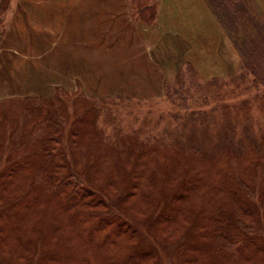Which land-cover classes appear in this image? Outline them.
<instances>
[{
	"label": "rangeland",
	"instance_id": "374dc122",
	"mask_svg": "<svg viewBox=\"0 0 264 264\" xmlns=\"http://www.w3.org/2000/svg\"><path fill=\"white\" fill-rule=\"evenodd\" d=\"M163 1H167V3L158 23ZM204 1L205 4L203 0L202 3L206 6L203 10L195 6L196 0H9L6 3L4 14H0L2 24L0 26V41L6 34L8 25L14 23L16 16H21L26 18L28 23L26 27H22L21 31H16V33L22 43L21 48L25 49L23 39L30 40L32 51L31 53L24 51L23 54L14 56L13 63H5L0 54V63L4 67L12 64L14 70L19 69L17 75L19 74L23 79L22 85L26 88V91L20 89V92L14 97L0 94L1 200H5L9 204L19 203L22 208L26 207L28 211L35 205H39L40 202H45V215L49 212L47 206L49 208L52 206V210L58 213L65 207L62 195L57 196L51 191V188L54 187L50 184L46 169L44 174L36 180L35 176H32L36 171H39V167L33 163V160L40 152L34 145L38 141V134L35 135L32 130L35 124L34 120L46 128L47 124L44 121L47 114L53 109L56 111V121L59 123L57 125L59 131L54 132L58 133L60 142H57L56 145L61 148L63 138V146H66L67 138L63 135V131L68 137H72L75 132L72 128L74 126L72 113L67 111L72 119V122H69L58 111V104L55 107L50 104L45 105L38 100H25L27 96L25 92L51 91L53 87L47 85L53 83H60L69 89H75L76 85H81L83 88L86 82L89 86V89L83 88L86 93H91L92 90H94L92 94L100 93L102 90H105L104 93H108L122 89L155 96L158 91L163 92L165 79V82H170V78L173 79L180 75L184 77V82L189 81L187 76L191 74L185 69L186 66L194 74L192 80L198 78L197 74L204 78L198 68L194 66V60L186 54L195 58L197 64H203V75L210 72L223 76L227 67L229 70L232 68L231 73L236 77L245 74L239 71L240 54L244 56L243 53L250 52L255 49L254 45L263 41L261 39L263 38L262 34L264 35L262 0H242L241 5L248 9L251 17H247L241 22L237 18L235 20L227 8L226 10L223 8V13H229L232 19V21L228 20L223 33L218 21L216 22L219 29L210 23V13L213 15L214 13L208 0ZM209 2L215 3L212 0ZM140 5H152V10L156 13L153 25H149L143 20L139 10ZM117 12L118 16L115 17L114 14ZM223 18L225 17L223 16ZM225 20L227 19L225 18ZM152 57L157 60V63L151 64ZM183 62L188 63L184 65ZM105 67L111 68L113 71L109 78H105L103 72ZM159 69L164 76L162 83ZM14 74L13 71L12 75ZM219 78L221 77L219 76ZM225 88L220 92L214 87L207 88V84L204 85V91H211L210 95H219V98L221 93L223 98L237 94L248 96L255 93L248 91L246 82H241V80L233 83L231 87ZM61 95L64 98L63 93ZM67 97L75 99L76 95ZM252 100L254 103L250 105L249 123L253 126L256 137H261L264 141V89L260 90L257 95H252ZM171 103H173L172 100L165 101V103L162 101L143 103L134 101L120 102L110 108L102 106L104 110L98 111L100 117L95 116L91 120L95 125L94 131L103 142L110 144L103 143L102 150L100 149L99 152L105 151L108 147L111 148L113 144L122 146L126 139L133 138L134 129L143 121L145 124L149 121L152 124L149 126L150 133L147 129L141 131L140 140H143L144 137L147 138L149 134L153 137L152 131L158 136L162 135L163 130L165 133H171L172 126L178 127L180 122V119H175L172 117L173 115H170L168 108ZM112 114L116 117L115 121L109 120V116ZM243 118L244 115H242ZM216 128L211 127L207 134L198 130H193V132L178 130V137L172 138L182 147H190L202 152L206 150L210 155L217 156L220 150L217 141L219 131ZM73 138L66 146V152H62L59 165H51L53 168L51 171L65 173L68 168L70 172L75 170L76 173H73L80 177L82 186L87 188L86 181L83 182L87 170L80 152L74 151L76 145L73 144L75 140ZM138 142L140 141L138 140ZM93 151L95 150L93 149ZM99 152L91 153L93 171L100 166L106 168L104 156L103 158L99 157L101 165H98L96 161V155ZM160 154L159 150L153 151L151 159L156 160ZM216 158L219 160L220 156ZM107 160L106 158L105 163L109 167V164H114L112 160ZM260 160L262 164L264 150L260 153ZM18 166H22V168L17 169ZM114 166L116 167V164ZM157 167L158 164L152 163L147 166L148 169L150 168L149 170ZM12 169L13 173L10 171ZM131 170L130 163L126 173L133 177L136 172L133 173ZM235 170H237L236 167ZM242 174L244 181L246 179V182L250 183L252 187L256 186V193L252 194L250 201L258 211L260 210L258 213H262V234L257 237L264 244V201H262L264 199V189H262L264 173L261 170L259 173L261 176H258L257 173L253 178L250 177V173ZM107 178L96 177L94 181L102 186ZM112 179L115 180V177L112 176ZM127 181L130 179L128 178ZM138 181L139 186L146 187L144 179L139 178ZM116 183L120 184L119 181ZM91 185L98 189L97 185ZM109 187L116 188L114 184ZM68 190L71 191V189H65L66 192ZM260 194L261 198H259ZM54 199L57 202L60 201L61 204L55 205ZM109 210L100 212L98 209H94L92 212L96 211V214L92 213V217L83 219L74 217L72 210L65 213L67 217H70L69 233L72 240L69 241L70 243L67 242L69 244H64V241L69 238L68 233L65 234L62 231L64 227L57 228L60 230L56 231L52 226H48L44 218L40 220L36 218L39 217L36 214L28 221L27 219L31 216L24 210L27 217L25 222H29L28 226L33 227L36 223L40 229L38 232L33 230L32 233L29 229L22 231V227L20 228L19 225L14 226V229L20 228V230L16 231L9 240L5 237L4 240L0 239V262L3 264H131L130 250L136 252L139 250L136 245H141L143 246L142 250L147 247L150 252L158 255V259L165 258L166 264H170L166 254H170L172 250L168 248L169 246H163L151 236L146 235V226L142 230L145 241H138L137 238L130 240L120 233L118 235L115 227L118 224L117 222L114 224L113 220H111V224H108V228L102 231L98 224L109 218L111 216L109 214H114L113 209L109 208ZM81 211L82 208L74 210L78 214ZM259 219L260 217L255 219V222ZM60 224L64 225L65 223L61 221ZM184 224L192 227V224L186 221ZM24 237L30 240V243L26 239L22 240ZM183 237H180L178 241L183 239L182 244H185ZM148 241H154L153 244L158 249L147 245ZM240 257L236 259L240 260ZM258 257L259 263L264 262V253L261 252ZM184 261L189 264L194 260L186 258ZM239 262L234 263L233 261L232 264ZM159 264L165 263L162 261ZM195 264H200L199 259Z\"/></svg>",
	"mask_w": 264,
	"mask_h": 264
},
{
	"label": "trees",
	"instance_id": "16d2710c",
	"mask_svg": "<svg viewBox=\"0 0 264 264\" xmlns=\"http://www.w3.org/2000/svg\"><path fill=\"white\" fill-rule=\"evenodd\" d=\"M212 1L216 4L209 0L208 3L212 7L211 10L222 33L226 30L228 20L232 21L229 13L240 22L251 17L248 9L241 5L242 0ZM8 2L9 0H0V14L4 12ZM223 8L225 10L227 8L230 12L224 14ZM139 10L143 20L153 25L156 13L152 10V5H140ZM24 19L26 27L28 20ZM262 36L263 41L254 45L255 49L243 53L244 56H241L238 51L240 54L239 71L245 73L238 77L231 73L232 68L229 70L227 67L228 73L224 77L202 78L197 74L198 78L192 80L194 74L186 66L185 69L191 74L187 76L189 81L184 82V77L180 75L173 79L170 78V82H165V79L163 92L158 91L155 96L122 89L115 90L117 92L104 93L105 90H102L100 93L92 94L94 92L92 90L91 93H86L83 90V88L89 89L86 82L83 88L81 85H76L75 89H69L60 83H53L47 85L53 87L51 91H33L32 94H27L25 100H38L45 105L50 104L55 107L58 104V111L69 122H72V119L67 111L72 113V124L74 125L72 128L75 131L72 137L75 139L73 144L76 145V150H73L80 152L83 159L87 170L83 182L86 181L88 189L82 186V181L75 174V170H73L75 173L70 172L69 168L65 173L51 171L53 170L51 165H59L61 154L66 152V146L72 139L63 131V135L67 138L66 146H63V138L62 147L56 145L59 137L58 133L54 132L59 131L57 126L59 123L56 121V111L51 109L44 121L47 124L46 128L34 120L32 131L35 135L38 134V141L34 145L40 152L35 159L33 158V163L39 167V171L32 176H35L36 180L44 174L46 169L50 184L54 187L51 191L57 196L62 195L65 207L61 209L63 212L58 213L52 210V206L50 208L47 206L49 212L45 215V202H40L28 211L19 203L9 204L0 198V239L4 240L5 237L9 240L21 227L22 231L23 229H29L32 233L33 230L39 231L40 228L36 223L31 227L28 226L29 222H25L27 217L24 210H26L31 216L27 219L28 221L36 214L39 216L36 218L39 220L44 218L48 226H52L56 231L60 230L57 228L64 227L63 233L67 232L69 235L64 244H69L72 240L69 233L70 217H67L65 213L72 210L74 217L83 219L92 217L94 209L107 212L111 208L116 215L109 214L111 215L109 218L98 224L102 231L108 228V224H111L113 220L114 224L116 222L118 224L115 225L118 235L120 233L130 240L137 238L138 241H145L142 230L146 226V235L151 236L163 246H169L168 248L172 250L170 254H166L170 264H188L184 261L186 258L194 260L189 264H195L198 259L200 264H232L233 261L234 263L240 261L238 264H264V262L259 263L258 257L261 252L264 253V244L257 237L262 234V213H258L260 210L258 211L250 201L252 194L256 193V186L252 187L246 179L244 181L242 174L250 173V177L253 178L257 173L261 176L259 174L261 170L264 173V161L260 163L264 141L261 137H256L253 126L249 123L250 105L254 103L252 95H257L260 90L264 89V35ZM152 58L151 64L157 63V60ZM183 63L186 65L188 62ZM3 72L6 71L0 69V86L12 88L14 82L11 76L7 75L4 78L3 75L1 76ZM103 72L105 78L113 74L111 68L105 67ZM5 79L9 81L3 82ZM238 80L246 82L248 91L255 93L248 96L237 94L228 98H223L221 93L219 98V95H210L211 91H204L205 84L207 88L214 87L215 90L221 92ZM66 95L70 97L76 95V98L70 99ZM170 100L173 102L168 108L170 115H173L175 119H180L179 126H172L171 133H165L163 130L162 135L158 136L152 131L153 137L149 134L147 138L140 140L141 131L147 129L150 133L149 126L152 124L150 121L146 124L143 121L134 129L133 138L126 139L124 144L121 143L122 146L111 144V148L108 147L105 151L99 152L103 143L110 144L103 142L94 131L95 125L91 120L95 116L100 117L98 111L104 110L102 106L110 108L120 102L162 101L165 103ZM242 115H244L243 119ZM109 120L115 121L116 117L112 114ZM211 127L219 131H217V141L220 153L217 156L210 155L206 150L202 152L198 149L182 147L172 138L178 137V130L191 132L198 130L207 134ZM155 150H159L161 154L153 161L151 153ZM94 152H99L96 155L98 165H101L99 157L104 156L105 162L106 158L107 161L112 160L116 167L114 164H109L110 168L104 162L106 168L100 166L93 171V160L90 157ZM218 156H220L219 160L216 158ZM129 162L132 166L131 171L136 172L133 177L126 173ZM26 163L29 164V162ZM151 163L158 164V167L149 170L147 166ZM19 168L22 166H18L17 169ZM10 171L14 172L13 169ZM235 173L237 174L234 175ZM96 177L108 178L104 185L99 186L94 181ZM128 178L130 181H127ZM139 178L145 180L146 187L139 186ZM117 181L120 182L119 185ZM91 184L97 185L98 189ZM112 184L116 188L109 187ZM65 189H71V191L66 192ZM53 202L58 206L61 204L55 199ZM81 208V213L74 212ZM96 213L95 211L94 214ZM258 217H260L259 221L255 222ZM61 221L65 224H60ZM184 221L192 224V227L185 225ZM40 224L42 225V221ZM17 225L20 228L14 229ZM97 229L95 227V230ZM191 232L195 235L189 234ZM182 236H184L185 244H182L183 239L178 241ZM24 239L26 238L22 240ZM26 240L30 243V240ZM153 242L148 241L147 245L157 248ZM136 247L139 248L138 251L130 250L131 264H159L162 261L166 264L165 258L158 259V255L150 252L147 247L143 250L141 245H136ZM239 256L241 259L237 260ZM0 264L3 263L0 262Z\"/></svg>",
	"mask_w": 264,
	"mask_h": 264
},
{
	"label": "crops",
	"instance_id": "0c3cea01",
	"mask_svg": "<svg viewBox=\"0 0 264 264\" xmlns=\"http://www.w3.org/2000/svg\"><path fill=\"white\" fill-rule=\"evenodd\" d=\"M204 4H205V1L203 0ZM166 3L167 1H163L162 3V8H161V13H160V16H159V19H158V23L160 22V18H161V15H162V12L166 6ZM202 3V0H196V7L197 8H202L203 10L205 9V6ZM261 6L264 10V0L261 1ZM207 8V7H206ZM210 13V12H209ZM213 14L210 13V16H209V21L210 23L213 25V26H216L217 29H219V26L217 25V20H215L216 18L214 17V15L212 16ZM115 17L118 16V12L114 14ZM215 18V19H214ZM1 22V21H0ZM206 22L208 23L207 21V18H206ZM166 23V22H165ZM2 24H0L1 26ZM159 25V24H158ZM25 26V19L22 18L21 16H16L15 17V20H14V23L11 24V25H8V28H7V31H6V34L2 37L1 41H0V54L3 56V61L5 63H13L14 62V56H19L21 54L24 53V51L28 52V53H31L32 51V42L30 40L26 41V39H23L24 41V46H25V49L23 50L21 48V44L20 43V39L18 37V33H16V31H21V28ZM218 36V34H217ZM186 56H188L189 58H192V60H194L195 62V65L196 68H198L200 74L204 77V78H210V77H224L227 75L228 73V68L226 69V72L224 73V75H218V74H214V73H210V72H207L206 74L203 75L202 71L204 70V66L203 64H197L196 61H195V58H193L192 56H190V54H186ZM0 69L6 71L4 73L1 74V76L3 75L4 78L7 77V75H10L11 76V79L13 80V87L12 88H9L8 86H1L0 88V94L3 95H9V96H6V97H14L16 96V94L18 92H20V89L22 90H25V86H23L21 83H23V80H18L20 79V75L17 73L19 72V69H15L13 68L12 64H8L6 67H4V65L2 63H0ZM14 71V75H12ZM159 73H160V81L162 83L163 81V73L160 72V69H159ZM5 74V75H4ZM9 81L8 80H4L3 82H7ZM21 84V85H19ZM26 91V90H25ZM26 95L29 94L30 92H25ZM33 92H31L30 94H32ZM4 98V97H3Z\"/></svg>",
	"mask_w": 264,
	"mask_h": 264
}]
</instances>
